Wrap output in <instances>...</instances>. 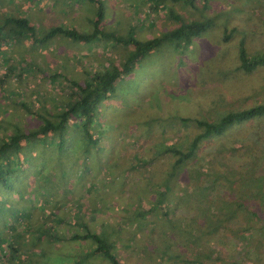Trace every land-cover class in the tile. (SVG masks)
Returning <instances> with one entry per match:
<instances>
[{"label":"rangeland","instance_id":"obj_1","mask_svg":"<svg viewBox=\"0 0 264 264\" xmlns=\"http://www.w3.org/2000/svg\"><path fill=\"white\" fill-rule=\"evenodd\" d=\"M103 2L105 29L133 28L142 40L181 21L210 23L189 45L162 42L118 82L95 110L96 142L80 147L76 130L62 152L37 144V154L52 152L34 153L0 186V234L20 254L0 264H111L90 238L69 240L88 229L120 264H264V114L203 138L178 165L167 152L191 147L203 130L196 120L264 103V66L246 71L238 55L241 43L248 57L264 52V0H160L153 10L152 0ZM2 12L27 15L37 35L94 28L93 0H0ZM128 48L111 37L10 41L0 58V133L60 113L69 79L120 64ZM39 225L54 237L38 239Z\"/></svg>","mask_w":264,"mask_h":264},{"label":"trees","instance_id":"obj_2","mask_svg":"<svg viewBox=\"0 0 264 264\" xmlns=\"http://www.w3.org/2000/svg\"><path fill=\"white\" fill-rule=\"evenodd\" d=\"M103 1L104 0H93L95 14L92 19L94 28L91 32H84L75 28L70 29L68 26L57 25L50 29H46L44 34L37 35L36 28L27 15L9 16L6 15L5 12L0 13V58L1 56L5 58L3 60L1 59V63L5 62L9 57L8 53H6L7 49L5 48H9L10 41L31 39L33 43H42L50 40L55 35L65 36L79 42L111 37L116 43L131 47L126 50L120 64L109 63V66L103 65L100 71L94 73L90 77H85L83 81L78 82L77 80L69 79L72 98L65 103L60 113L45 115L42 123L35 127H31V125L30 127L22 126L16 121L11 129L0 133V186L9 188L20 168H23L22 165L27 163L30 157L34 156V153L38 156L42 153L52 151L62 152L60 150L65 147L66 139L69 137L71 131L74 132L77 130V133H82L77 142L80 144V147H84L83 145H86L88 142H96L98 136L92 135L91 132L95 129L93 126L94 122H96L95 110L103 100H107L113 95L115 89L117 91L118 82L126 75L130 74L135 66L148 53L160 46L162 42L174 41L189 45L194 37L199 36L201 32L208 28L210 23L209 20L191 19L188 21H181L177 27L168 30L160 37L142 40L136 37L133 28H129L124 34L118 31L105 29L103 24L105 15ZM159 1L160 0H152L149 8H152V10L153 8L157 9L161 4ZM193 1L194 0H186V2L190 4H193ZM228 37L229 34L226 35V38ZM238 55L240 58L239 66L246 71H252L258 66H264V52L259 55L248 57L243 43L239 46ZM9 68L12 69L11 66H9ZM23 106L26 109L25 112L32 115L39 114L38 111L32 110L27 104H23ZM263 114L264 103L239 110H230L215 122L198 119L196 122L203 126V130L194 136L191 147L184 151L172 145L167 152L176 156L173 163L174 165H178L194 155L195 148L203 138L212 135H220L234 123L251 120ZM45 143L52 146L54 143L57 144L53 147L52 151L49 148H42L39 150V154H37L34 151L36 150V145H44ZM32 171L33 167L30 169L31 175ZM159 202L160 200H157L156 203ZM163 203L167 205L168 202ZM56 218L57 220H63L60 217ZM39 228V233L37 234L39 236L38 239H41L48 233L51 237H54L52 231L46 230L40 225ZM5 237L6 236L0 234V258L9 256L19 261V245L14 242L7 244V239ZM68 238L70 241L78 240L79 238H90L96 243V252H102V254L110 260L111 264H120L116 255L110 252V247L106 246L105 237H99L94 231L88 229L86 233L76 232ZM198 261L202 263L200 260L196 262Z\"/></svg>","mask_w":264,"mask_h":264},{"label":"crops","instance_id":"obj_3","mask_svg":"<svg viewBox=\"0 0 264 264\" xmlns=\"http://www.w3.org/2000/svg\"><path fill=\"white\" fill-rule=\"evenodd\" d=\"M81 225H84L87 228V224L85 222H82Z\"/></svg>","mask_w":264,"mask_h":264}]
</instances>
